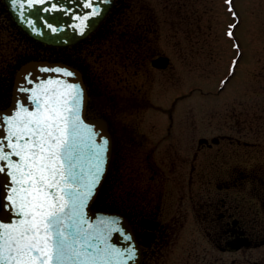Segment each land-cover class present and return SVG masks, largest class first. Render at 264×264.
Returning a JSON list of instances; mask_svg holds the SVG:
<instances>
[{
    "label": "flooded vegetation",
    "instance_id": "obj_1",
    "mask_svg": "<svg viewBox=\"0 0 264 264\" xmlns=\"http://www.w3.org/2000/svg\"><path fill=\"white\" fill-rule=\"evenodd\" d=\"M125 1L115 0L87 38L54 47L26 36L0 0V109L8 106L24 62L45 58L73 66L87 88V116L105 120L111 138L109 171L94 206L126 217L141 248L140 264H264V143L243 137L241 115H228L227 124L225 113L190 111L191 97L219 98L224 90L222 85L190 89V79L166 74L183 67L174 69L170 52L183 39L190 78V35L144 31L132 38L138 42L132 48L114 34L113 54L132 55L144 65L143 74H166L164 80H140L157 88L155 97L131 80L139 71L132 74L124 64L125 74L111 90L103 89L109 86L100 85L104 82L89 67L82 52L109 39ZM4 30L11 44L5 57ZM13 40L26 44L23 53ZM179 55L183 61L181 49ZM159 57L167 58L164 65L153 64Z\"/></svg>",
    "mask_w": 264,
    "mask_h": 264
},
{
    "label": "snow or ice",
    "instance_id": "obj_2",
    "mask_svg": "<svg viewBox=\"0 0 264 264\" xmlns=\"http://www.w3.org/2000/svg\"><path fill=\"white\" fill-rule=\"evenodd\" d=\"M34 2L43 5L51 0H27L26 5L18 3V9H31ZM95 4L96 0H83L78 5L91 9L82 18L78 16L76 27L81 34L86 21L100 15ZM41 10L63 9L52 6ZM55 71L66 77L74 75L67 70ZM31 76V72L24 75L18 91L30 93L35 109L21 105L6 121L4 114H0V126L7 125L6 137L0 138V162H4L0 164V173L10 177L0 186L6 201L0 204V212H11L16 218L15 222L0 220V264H107L102 257L81 250V244L84 249L92 245L88 243L91 237L80 241L84 233L79 225L84 223L81 214L86 200L93 195L104 172L109 142L101 137L97 144L96 136L100 133L83 126L79 115L82 92L78 85L57 79L29 88L33 85ZM78 138L90 150V172L87 182L81 184L82 191H70L78 180L73 171L77 165L72 162ZM102 223L110 225V231H121L116 219ZM124 238L131 240L130 235ZM127 253L129 259L134 256L132 248ZM111 254L124 255L116 249H111Z\"/></svg>",
    "mask_w": 264,
    "mask_h": 264
},
{
    "label": "rangeland",
    "instance_id": "obj_3",
    "mask_svg": "<svg viewBox=\"0 0 264 264\" xmlns=\"http://www.w3.org/2000/svg\"><path fill=\"white\" fill-rule=\"evenodd\" d=\"M230 1L126 0L109 39L93 46V51L82 53L93 73L104 82L100 85L109 86V89L103 88L105 90H111L114 81L124 76L126 69L122 70V64L128 67L130 73L139 71L131 80H139L141 90L147 91L153 97L157 96V88L151 89L141 84L140 80L150 77L159 81L166 79V74H178L179 79H190V89L195 86L207 89L222 84L227 77L221 97H191L190 111L225 113L227 124L228 115H241L243 131L246 132L243 137L263 144L264 0H232L233 7H230ZM234 9L237 14L233 13ZM144 31L160 33L161 37L167 36V33L190 35V78L184 68L189 47L187 40H179L182 44L174 45L170 51L176 59L174 69L176 66L177 69L183 66V71L179 69L166 74L150 71L144 72V75V65L140 66L141 62L133 61L132 55L127 58L118 50L113 54L115 40L112 38L115 33L125 37L133 48L137 47L138 42L132 38H137ZM1 41L4 43L5 57L10 49L7 44L11 46L10 37L5 30ZM12 43L17 52L25 51L24 42L13 40ZM180 49L185 55L183 61L180 59ZM133 87L134 84H130V89ZM259 114L261 118L257 117Z\"/></svg>",
    "mask_w": 264,
    "mask_h": 264
},
{
    "label": "water",
    "instance_id": "obj_4",
    "mask_svg": "<svg viewBox=\"0 0 264 264\" xmlns=\"http://www.w3.org/2000/svg\"><path fill=\"white\" fill-rule=\"evenodd\" d=\"M83 0H51L50 3L36 4L33 3V8L29 9L25 6L22 10L18 9V3H27V0H17L14 3L13 0H4L7 11L21 30L29 37L42 43L49 45L63 46L73 44L79 40L87 37L93 32L101 21L105 18L108 12L111 10L114 0H96L94 6L99 7L100 15L90 17L89 21H86L84 33L81 34L79 28L76 27L79 23L78 16L82 18V14L90 13L91 9L79 7ZM52 6L62 8V11H42L41 9H47ZM31 21V24L28 23ZM52 28H56L57 31L53 32ZM167 61L166 57H159L153 61L154 65H164ZM46 68L49 71L44 72L40 69ZM67 70L73 73V76H63L59 71L55 70ZM31 72L30 79L33 80V85H29V88L36 84L47 83L49 80H63L70 85L79 86L82 92V99L80 104V120L83 122V126L91 128L92 131L100 133L96 136V143H101V137L108 140V151L106 154V162L104 165V172L100 177L99 183L96 185L93 195L86 200V203L82 209L81 218L84 220L82 225H79L83 230V235L79 237L82 242L85 237H91L88 243L92 245L87 249L80 245L81 250H86L92 256L97 258H103L107 261V264H140V246L134 238L133 231L126 220V218L115 212H109L93 208V202L96 200L102 184L104 183L111 157V139L107 130L106 123L99 118H88L86 116V102L87 91L83 81L81 73L74 67L57 61H48L44 59H35L25 62L16 72L13 82V93L11 103L4 109L0 110V114H4L5 121L11 116L15 115L16 109L21 105L29 107V110H34L35 105L30 100V93H21L18 91V86L22 82L24 75ZM7 125L0 126V138L6 137ZM6 143L7 141L4 140ZM84 143L79 138L76 141V147L73 151V163H76L77 167L73 171L77 174L78 180L73 183V187L70 191H82L81 184L86 183L89 178L90 172V150L84 146ZM9 150L10 149H6ZM18 158L13 157V160ZM4 162H0L3 164ZM7 171V169H6ZM10 181V177L4 173H0V186L5 182ZM3 188L0 187V204L6 203L3 199ZM118 220V227L120 232L110 231V225L105 226V223L112 220ZM0 220L3 222H15L16 218L11 212H0ZM78 222V220H77ZM71 224V221H67ZM71 230V229H70ZM126 235L131 236V240H126ZM132 248L134 250V256L129 259L127 250ZM111 249H116L118 252L123 253V256H114L111 254Z\"/></svg>",
    "mask_w": 264,
    "mask_h": 264
},
{
    "label": "trees",
    "instance_id": "obj_5",
    "mask_svg": "<svg viewBox=\"0 0 264 264\" xmlns=\"http://www.w3.org/2000/svg\"><path fill=\"white\" fill-rule=\"evenodd\" d=\"M257 117H258V118H261V117H260V114H259ZM257 117H256V118H257Z\"/></svg>",
    "mask_w": 264,
    "mask_h": 264
}]
</instances>
